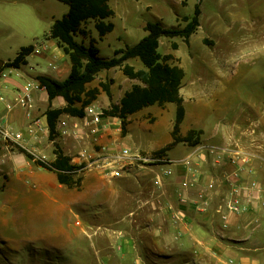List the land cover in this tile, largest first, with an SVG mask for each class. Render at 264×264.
Masks as SVG:
<instances>
[{
  "label": "crops",
  "instance_id": "crops-1",
  "mask_svg": "<svg viewBox=\"0 0 264 264\" xmlns=\"http://www.w3.org/2000/svg\"><path fill=\"white\" fill-rule=\"evenodd\" d=\"M50 31L41 48L34 46L33 53L26 57V64L20 68L4 66L0 71V161L7 167L3 173L9 179L16 174L20 181H35L32 188L15 197L25 211L13 221L22 228L42 225L38 239L45 242L49 257L46 264H264V165L259 164L258 154L233 135L241 130L239 123L218 124L213 132L207 128L199 100L202 80L195 81L185 71L186 82L181 89L186 109L181 135L202 131L196 146L180 143L161 156L155 155L173 143L177 116V105L173 103L148 107H158V114L145 108L129 116L126 136L122 134L121 119L104 118V110L112 104L120 105L126 93L141 85L118 68L98 75L104 73L113 81L112 99L101 93L92 104L102 114L101 123L86 127L83 117L62 115L57 122L56 141L52 142L46 113L50 108L63 109L66 102L56 98L50 103L37 78L65 81L72 65L57 40L49 39ZM6 46L11 48L13 44ZM20 48L25 47L17 46L12 56L0 60L5 65L13 62ZM35 55L51 60L49 67L58 76L36 70L31 65ZM65 58L70 62L66 68L55 65L54 60ZM131 61L128 64L135 67ZM140 64L142 67L135 68L144 69ZM94 82L89 89L96 88ZM28 85L33 86L32 109L19 103ZM134 127L138 129L137 136ZM65 129L67 134L63 133ZM77 134L80 139L75 138ZM55 143L76 166L99 158L103 147L113 152L127 149L133 155L156 160L149 165L136 163L121 178H107L96 169H87L81 174L82 189H70L59 184L55 173L38 167L19 151L22 148L53 162ZM179 145L190 152L185 157L172 158L171 152ZM235 153L249 163L233 164ZM186 159L191 160L193 172L184 165ZM166 170H172L173 175L163 177ZM158 176L160 186L156 183ZM229 178L235 186L242 184L239 193L234 192ZM253 183L258 184V190L251 189ZM210 184L215 185L213 190L208 188ZM235 198L243 209L239 214L228 209ZM68 213L78 219L75 228L66 224Z\"/></svg>",
  "mask_w": 264,
  "mask_h": 264
},
{
  "label": "rangeland",
  "instance_id": "rangeland-1",
  "mask_svg": "<svg viewBox=\"0 0 264 264\" xmlns=\"http://www.w3.org/2000/svg\"><path fill=\"white\" fill-rule=\"evenodd\" d=\"M109 4L115 16L107 22L113 23L115 30L101 40L95 21H90L84 25L90 37H76L86 46L90 45V38L95 39L99 57L104 60L115 58L116 51L136 46L147 36L145 28L149 23L183 29L184 19L193 16L198 0H110ZM201 10L200 27L189 43L180 37L162 38L159 52L172 55L171 63L183 68L195 81L202 80L199 100L207 128L213 132L218 124L239 123L241 130L233 135L258 154L259 164L264 165V0H204ZM68 12L69 6L56 0H0V58L12 56L20 45L41 48L54 21ZM6 25L11 27L5 29ZM8 44L13 47H7ZM50 62L35 55L31 65L58 76L49 67ZM54 62L62 68L70 65L67 58ZM131 63L136 68L142 67L136 60ZM108 82L109 77L102 73L93 85L99 88L100 83ZM146 111L159 113L158 107ZM134 130L137 136L138 129ZM189 152L190 149L179 145L170 156L182 158ZM5 168L0 161V264H46L49 257L45 254V242L38 239L42 225L35 223L22 228L13 221L25 211L15 197L22 196L35 181H20L16 174L9 179L3 173ZM77 220L68 213L66 224L75 228Z\"/></svg>",
  "mask_w": 264,
  "mask_h": 264
},
{
  "label": "trees",
  "instance_id": "trees-1",
  "mask_svg": "<svg viewBox=\"0 0 264 264\" xmlns=\"http://www.w3.org/2000/svg\"><path fill=\"white\" fill-rule=\"evenodd\" d=\"M69 6V13L62 19L56 20L51 28L49 39L57 40L59 47L70 59L72 71L65 81H58L46 76L37 78L39 84L44 88L52 103L56 98H63L66 106L63 109H49L46 113L50 141L55 142L57 138V122L62 115L72 117H84L86 107L96 102L104 92L112 99L111 85L100 83L99 88L89 89L101 72L112 69H120L130 80L138 81L141 85H136L126 93L120 105L112 104L109 109L103 111V117H116L122 120V134L127 135L128 117L151 106L160 107L166 104L177 105L176 122L173 129V143L166 149L156 153L161 156L172 147L180 143H188L196 146L200 143L202 131L192 130L187 136L181 135V126L186 117L184 99L181 89L184 86L186 77L185 70L178 65L172 64V55H162L159 52L162 38L173 39L180 37L189 43L192 36L197 32L201 23V4L204 0H198L192 17L184 19L186 25L183 29H168L161 23H149L145 31V36L136 46L126 50L116 51V57L104 60L99 57V49L96 40L90 38V45L79 43L76 37L82 36L84 39L90 34L84 25L90 21H95V29L102 40L115 30L113 23L107 22L115 16V12L110 7V0H56ZM34 46L21 49L17 58L5 65V67L20 68L26 64V57L32 54ZM139 60L144 69H136L130 66V60ZM19 151L27 158L33 160L35 164L47 171L57 175L59 184L70 189H82L83 177L80 172L84 166H76L71 163V158L67 156L62 148L55 143L54 154L56 159L53 162L37 158L27 150L20 148ZM4 189V188H3Z\"/></svg>",
  "mask_w": 264,
  "mask_h": 264
},
{
  "label": "built area",
  "instance_id": "built-area-1",
  "mask_svg": "<svg viewBox=\"0 0 264 264\" xmlns=\"http://www.w3.org/2000/svg\"><path fill=\"white\" fill-rule=\"evenodd\" d=\"M52 67V65H50ZM32 102H33V86L28 85L24 88L22 94L19 97V103L21 106L27 108V109H32ZM84 125L86 127H92L93 125H99L102 120V114L97 112L95 107L92 105L88 106L84 110ZM66 126V124H65ZM64 134H67V130L65 129ZM17 139H21V135L16 136ZM76 139H80L81 136L77 134L75 136ZM102 155L97 158L94 161H91L88 165L86 164H81L79 166H84L83 169L80 172H84L87 169H96L100 171L103 175H105L107 178H121L123 174L132 166H134L136 163L139 165H149L156 159L154 158H149L141 154L133 155L130 150L127 149H122L117 152L111 151L109 148H102ZM44 159V158H42ZM45 160V159H44ZM47 161V160H46ZM231 162L233 164H238V163H249V161L242 157V155L239 153H235L233 157L231 158ZM168 164H171V161H167ZM184 165L186 168L189 170V172H193V166L192 162L190 159H186L184 161ZM173 175L172 170H166L163 173V177H171ZM235 178L238 177L236 174L234 176ZM161 177H157V185H162V180L160 179ZM232 178V177H231ZM228 183L234 187V192L237 194L241 191V185L234 184L235 182L232 181L230 178L228 179ZM210 190H213L215 188L214 184H210L208 187ZM251 189L253 190H258V184L253 183L251 185ZM181 203H186L185 200H181ZM228 209L232 212H235L237 214L241 213L243 209L241 208L240 200L238 198H235V200L228 205ZM183 216V214H180L179 217ZM224 220L227 219L226 215L223 217ZM232 264V262H230Z\"/></svg>",
  "mask_w": 264,
  "mask_h": 264
},
{
  "label": "water",
  "instance_id": "water-1",
  "mask_svg": "<svg viewBox=\"0 0 264 264\" xmlns=\"http://www.w3.org/2000/svg\"><path fill=\"white\" fill-rule=\"evenodd\" d=\"M5 63L4 61L0 60V71L4 68Z\"/></svg>",
  "mask_w": 264,
  "mask_h": 264
},
{
  "label": "bare ground",
  "instance_id": "bare-ground-1",
  "mask_svg": "<svg viewBox=\"0 0 264 264\" xmlns=\"http://www.w3.org/2000/svg\"><path fill=\"white\" fill-rule=\"evenodd\" d=\"M263 43V42H262Z\"/></svg>",
  "mask_w": 264,
  "mask_h": 264
}]
</instances>
